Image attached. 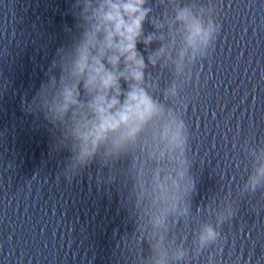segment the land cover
I'll use <instances>...</instances> for the list:
<instances>
[{"label": "clouds", "instance_id": "clouds-1", "mask_svg": "<svg viewBox=\"0 0 264 264\" xmlns=\"http://www.w3.org/2000/svg\"><path fill=\"white\" fill-rule=\"evenodd\" d=\"M144 4L145 0H104L93 8L86 3L83 18L89 26L74 52L64 60L66 75L59 91L49 97V89L44 88L39 94L52 122L71 121L68 132L75 142L73 167L86 165L101 146L110 145V153L119 152L146 124L163 115V109L140 86L146 65L137 44L144 43L147 47L155 41L153 36L142 39L149 15ZM177 20L184 24L186 42L192 47L206 43L213 31L211 25L204 27L188 9L179 11ZM165 54L166 47H161L149 57V62L155 65ZM121 80L129 85L127 91L122 89ZM81 83L90 97L86 104L80 102ZM161 138L170 146L182 142L179 127L173 129L171 124L164 126ZM259 171L264 174V167ZM157 187L163 195L164 185L158 183ZM213 235L209 228L201 239Z\"/></svg>", "mask_w": 264, "mask_h": 264}]
</instances>
